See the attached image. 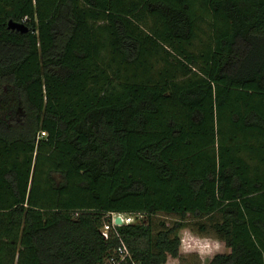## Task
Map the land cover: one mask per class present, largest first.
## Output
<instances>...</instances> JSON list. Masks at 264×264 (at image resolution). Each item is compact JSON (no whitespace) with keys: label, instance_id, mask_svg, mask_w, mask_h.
Instances as JSON below:
<instances>
[{"label":"trees","instance_id":"trees-1","mask_svg":"<svg viewBox=\"0 0 264 264\" xmlns=\"http://www.w3.org/2000/svg\"><path fill=\"white\" fill-rule=\"evenodd\" d=\"M205 216L264 264V0H0V264H163Z\"/></svg>","mask_w":264,"mask_h":264},{"label":"clouds","instance_id":"clouds-1","mask_svg":"<svg viewBox=\"0 0 264 264\" xmlns=\"http://www.w3.org/2000/svg\"><path fill=\"white\" fill-rule=\"evenodd\" d=\"M169 224L180 223V218L176 216L161 217ZM208 217H202L199 223H207ZM176 241V254L166 253L164 264H184L182 257L195 255L199 264H209L212 258L225 249V241L214 229L208 228L201 231L195 227V222L184 221L173 234Z\"/></svg>","mask_w":264,"mask_h":264},{"label":"built area","instance_id":"built-area-1","mask_svg":"<svg viewBox=\"0 0 264 264\" xmlns=\"http://www.w3.org/2000/svg\"><path fill=\"white\" fill-rule=\"evenodd\" d=\"M120 215L121 222L117 223L115 218ZM112 218L110 222H105L103 226L101 227V234L102 236L107 239L110 235L111 230L115 229L117 226L121 224H128L132 222H136L141 215L140 214H121V213H112ZM131 260L132 264H135V262L132 260L131 253L126 246V244L121 241L120 244L116 248V255L114 257H111L108 259V261L111 264H122L125 261Z\"/></svg>","mask_w":264,"mask_h":264},{"label":"rangeland","instance_id":"rangeland-1","mask_svg":"<svg viewBox=\"0 0 264 264\" xmlns=\"http://www.w3.org/2000/svg\"><path fill=\"white\" fill-rule=\"evenodd\" d=\"M13 22V21H12ZM23 25H24V23L23 22H21ZM43 135V133H40V136H42ZM176 216V217H179L178 215H176V214H158V215H156V216H154L153 217V222H154V225H158V223L159 222H164L166 225H171V224H169V223H166V221L164 220V219H162L161 217H163V216ZM106 216H109L110 218L109 219H111L112 218V216L111 215H106ZM143 218H141L140 220H142ZM190 222H195V226L197 227V225H198V223H199V221H197V220H191V218H189L188 219ZM205 225H206V230L208 229V228H212L211 227V225H210V222L208 221L207 223H205ZM213 229V228H212ZM227 252H229V248H227L226 246H225V249L223 250V251H221L220 253H227ZM182 259H183V261H184V264H199V261H198V259H197V257L195 256V255H190V256H188V257H182ZM164 264V263H163Z\"/></svg>","mask_w":264,"mask_h":264},{"label":"water","instance_id":"water-1","mask_svg":"<svg viewBox=\"0 0 264 264\" xmlns=\"http://www.w3.org/2000/svg\"><path fill=\"white\" fill-rule=\"evenodd\" d=\"M8 24H9L10 27H16V28H18V29H22V27L24 26L22 23H14V22H12V20H9V21H8ZM115 220H116L117 223H120V222H121V217H120V215H118V216L115 218Z\"/></svg>","mask_w":264,"mask_h":264},{"label":"bare ground","instance_id":"bare-ground-1","mask_svg":"<svg viewBox=\"0 0 264 264\" xmlns=\"http://www.w3.org/2000/svg\"><path fill=\"white\" fill-rule=\"evenodd\" d=\"M122 217H123V216H122ZM122 217H121V218H122Z\"/></svg>","mask_w":264,"mask_h":264}]
</instances>
